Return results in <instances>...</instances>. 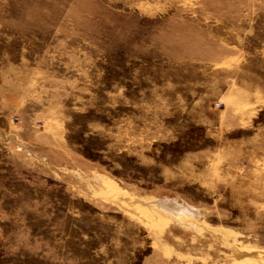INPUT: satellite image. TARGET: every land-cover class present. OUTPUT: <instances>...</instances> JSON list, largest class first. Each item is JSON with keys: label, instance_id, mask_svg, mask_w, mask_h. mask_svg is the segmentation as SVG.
Here are the masks:
<instances>
[{"label": "rangeland", "instance_id": "374dc122", "mask_svg": "<svg viewBox=\"0 0 264 264\" xmlns=\"http://www.w3.org/2000/svg\"><path fill=\"white\" fill-rule=\"evenodd\" d=\"M0 264H264V0H0Z\"/></svg>", "mask_w": 264, "mask_h": 264}, {"label": "bare ground", "instance_id": "6f19581e", "mask_svg": "<svg viewBox=\"0 0 264 264\" xmlns=\"http://www.w3.org/2000/svg\"><path fill=\"white\" fill-rule=\"evenodd\" d=\"M94 180H95V178H93ZM89 184V183H88ZM101 187H103V189H102V192H106V193H109V192H111L110 190H108L105 186H101ZM99 188V187H98ZM100 190V189H99ZM109 191V192H108ZM107 195V194H106ZM257 258V257H256ZM263 260V259H262ZM258 261V260H257Z\"/></svg>", "mask_w": 264, "mask_h": 264}]
</instances>
